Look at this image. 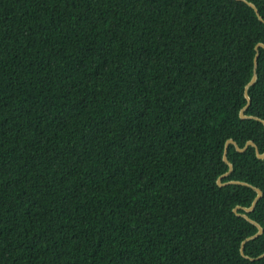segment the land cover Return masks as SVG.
<instances>
[{
	"label": "trees",
	"instance_id": "16d2710c",
	"mask_svg": "<svg viewBox=\"0 0 264 264\" xmlns=\"http://www.w3.org/2000/svg\"><path fill=\"white\" fill-rule=\"evenodd\" d=\"M246 1L0 0V264H264Z\"/></svg>",
	"mask_w": 264,
	"mask_h": 264
},
{
	"label": "water",
	"instance_id": "95a60500",
	"mask_svg": "<svg viewBox=\"0 0 264 264\" xmlns=\"http://www.w3.org/2000/svg\"><path fill=\"white\" fill-rule=\"evenodd\" d=\"M237 1H242V2L246 3L249 7H251V8L254 10L255 14L257 15L258 20L261 21V22H263V19H262L261 16L259 15L257 8H256L252 3H250V2H248V1H246V0H237ZM259 49H263V50H264V44L259 43V44H257V45L255 46L256 55H255V57H254V74H253V76H252V78H251V81H250V82L246 85V87H245L244 97H245V99L247 100V105H246V106L240 111V118H241V119H254V120H258V121L264 126V121H263V120H260V119H258V118H256V117L246 116V115L244 114V111H245V110L249 107V105H250V99H249L248 94H247V89H248L249 86H252V85L255 83L256 78H257V77H256V74H255V69H256V66H257V60H258V57H259V53H258V50H259ZM230 144L235 145L236 150H237L238 152H240V153L244 152L248 147H253V148L255 149L256 157H257L258 159H260V160H263V159H264V152H263V153H259V151H258L256 145H255L252 141H248V142L245 144V146H244L243 148H240L239 145H238L234 140H232V139L229 140V141L226 143V146H225V152H224L223 160H224V162L229 166L230 170H229L228 173H226L225 175L221 176V177L218 179V185H219L220 187H226V186H228V185H233V184L236 185V184H237V185H241V186L250 187L251 189H253V190L256 192V196H255V198L253 199V201H252V203H251V206H250L249 208H244V207H240V206H238V207H236V208L233 210L234 213H235L236 215H238L239 217L243 218L244 220H246L247 222H249L250 224L254 225V226L257 228V234L251 238V239H253V238L258 237L259 235H261L262 232H263V230H262V228L259 226L258 223H256L255 221L251 220L247 215H248L249 213H251V212L254 210V208H255V206H256L258 200L261 199V197H262L263 194H262V191H261L260 189H258V188H256V187H253V186H251V185H249V184H247V183H244V182H239V181H230V182H227V183H223V182H222V179L225 178V177H228V176L233 172V169H234L233 164H232V163L229 161V159H228V149H229V145H230ZM239 210H242V211L244 212V214H240ZM249 239H250V238H249ZM249 239H248V240H249ZM246 242H247V241H246ZM243 245H244V243H242V247H241V250H240V254H241L243 257L248 258V257H246V256L244 255V252H243ZM262 257H264V254L261 255V256L258 257V258H262ZM250 260H252V259H250Z\"/></svg>",
	"mask_w": 264,
	"mask_h": 264
}]
</instances>
